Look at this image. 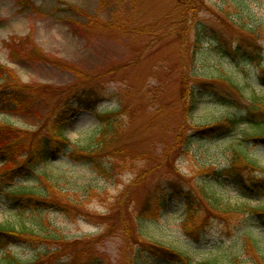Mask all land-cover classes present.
I'll use <instances>...</instances> for the list:
<instances>
[{
	"label": "rangeland",
	"instance_id": "rangeland-1",
	"mask_svg": "<svg viewBox=\"0 0 264 264\" xmlns=\"http://www.w3.org/2000/svg\"><path fill=\"white\" fill-rule=\"evenodd\" d=\"M101 1L0 0V86L18 84L28 91L31 88L35 93H44L48 101L42 121L3 113L0 109V122L29 131L28 147L36 138L40 140L39 129L44 121L57 117L65 109L68 110L65 133L74 143L98 142L102 119L96 116V111L119 108L116 126L119 122L123 125L112 144L98 153L102 157L95 156L99 160L104 156L108 168L111 163L117 165L107 175L98 173L93 165L65 155L52 158L47 168L67 180L61 182L58 190L47 182L56 206L23 210L12 203L6 192L12 183L6 184L4 193L0 190V224L23 228L25 224L38 223L42 231L65 238L60 243H50L32 237L35 239L32 243L10 246L8 251L23 262L134 264L135 249L142 238L132 229L129 235L127 227L132 226L135 208L147 199H157L173 182L189 186L178 175L189 177L193 183L207 168L224 165L231 147L242 136L238 130L236 135L195 143L189 151L176 148L180 132L194 134L202 125L230 114V110L210 101L199 102L187 114L181 99V82L183 74L191 72L188 80L207 94L220 91V85L212 88L206 84L207 80H215L207 73L208 67H215L218 56L190 62L192 46L197 43L206 48L205 54L209 53L212 35L229 39L233 47L241 42L250 52L256 44L264 48V0H195L196 18L193 25L191 20L192 27L189 26L186 36L182 33L185 15L174 10L176 0H123L116 4L108 0L105 5ZM69 3L102 24L70 26L64 19L70 15ZM110 20L123 25L124 30L107 25ZM200 24L207 36L201 34L198 41L196 30ZM248 28H254L258 34ZM73 65L82 72V77L76 74ZM223 65L228 73L248 76L253 83L247 91L254 88L264 93V86L252 79L251 64L241 73L225 62ZM159 84H163L162 91L150 102L151 88ZM85 98L94 100L95 110L81 107L80 100ZM113 151L120 153L116 155ZM248 151L264 166L263 144L252 143ZM26 157H16V161H24ZM3 168L0 163V180L6 178L1 173ZM40 169L41 172L45 167ZM23 179L19 177L15 182ZM26 183L36 184L34 180ZM37 183L43 186L41 179ZM219 189L232 201L239 198L229 181ZM236 215L229 223L214 218L204 236L213 239L232 236L228 241H233L239 232V228L238 232L235 230ZM181 221V210L169 195L161 226L151 225L146 240L178 246L192 264L210 260L216 253L195 242L188 247L192 238ZM260 226L251 224L244 228L240 239L246 232L254 237L258 247L264 245V229ZM248 242L252 245L250 239ZM254 246L250 252L249 247L247 253L239 252L242 264H257L249 258L258 254ZM6 258L0 249V261Z\"/></svg>",
	"mask_w": 264,
	"mask_h": 264
},
{
	"label": "trees",
	"instance_id": "trees-1",
	"mask_svg": "<svg viewBox=\"0 0 264 264\" xmlns=\"http://www.w3.org/2000/svg\"><path fill=\"white\" fill-rule=\"evenodd\" d=\"M107 1H101V5H105ZM109 1H115V4L123 2V0ZM67 6L70 11L68 14L70 15L67 14L68 16L64 17V19L68 20L70 26L76 24L83 27V25H88L90 22L101 23L96 17L85 14L86 12L80 7L70 3ZM174 10L177 11L178 15H185L182 21V24H184L182 33L186 36L187 29L189 26L190 28L192 27L191 20L193 25V20L196 18L193 15V13H196V2L195 0H190L189 2L187 0H176ZM70 17H73L74 20ZM188 20L189 24L187 26ZM107 25L124 30L123 25L121 26V24L113 20H110ZM202 29L203 26L201 24L197 26L198 36L196 39L198 41L201 34L207 36L206 29ZM249 30L257 33L254 28ZM210 41L213 43L210 45L208 54L204 52L206 48H200L198 43L192 46L190 62L195 63L199 58L202 60L207 58L206 60H209L212 57L213 60V55L218 56L216 63H214L215 67L213 65L208 67L209 72L207 73L208 77L215 80H207L206 84H209L212 88H220L218 86L220 85V91L215 93L212 91V93L207 94L188 80L187 77L191 72H185L181 82L182 88L180 89L184 110L188 112L187 114H190L198 107L199 102L210 101L214 105L230 110V114L224 115L216 122L202 125L195 129L194 134L180 132L174 146L176 148L180 147L185 152L189 151L195 143L208 141L213 137L236 135L238 130H240L242 136L231 147L224 165L207 168L204 171L205 174L201 178L194 179L193 183L189 181V177L185 178L178 175L177 177L185 180L183 182L188 183L189 186L173 182L170 184V189H167L157 199H147L135 208L132 226L129 224L127 227L129 235L135 230L142 238V240L138 241L135 249L134 264H160L161 262L192 264L188 256L178 246L173 244L165 245L153 239L146 240L151 225L161 226L162 217L169 203V195L172 201L179 206L182 216L181 224L192 238L188 241L190 243L188 247H191L193 242H195L205 248V250H211L216 253L210 260L201 261L198 264H242L243 261L239 260V252L244 251L247 253L245 250H248V247L250 252L254 245H256L254 247L257 248L258 254L255 258H249L253 259L257 264H264V245L261 244L258 247L253 239L254 237L246 234V232L240 239L243 229L251 226V224L256 226L259 224L262 226L259 228L264 229V166L248 151L252 143L264 145V93L258 92L254 88L247 91V87H252L253 83L249 81L248 76L242 78L240 75L236 76L234 73H228L223 65L225 62L232 69L241 73L246 71L244 67L248 63L251 64L254 72L252 79L264 86V48H260L256 44L250 52L242 46L241 42H238L233 47V42H230L229 39H225V37L214 38V35L210 37ZM73 67L76 74L82 77V72L74 65ZM162 87L163 84H159L151 88L153 94L149 100L150 102L157 99ZM33 91L31 88H29V91L26 87L19 88L18 84L0 86V109L3 113L26 116L42 121L48 101L44 93H35ZM93 101L92 98L81 99L80 105L81 107L95 110L96 105L93 104ZM118 111L119 108L117 107L101 112L96 111V116L102 119V126L98 133V142L93 144L91 142L87 144L74 143L67 137L65 123L68 110L66 109L59 112L57 117L51 120L47 119V122L44 121V125L39 129L40 140L36 138L29 147L28 140H30L31 136L29 131L0 122V163L4 167L1 173L6 175L5 179L0 180L2 193L6 190V184L10 182L12 187L6 192L9 198L13 200L12 203L20 207V209L26 210L33 207L35 210H40L45 205L56 206L53 204L56 199L50 197L52 191L51 193L48 191L47 182L56 186V190H58L61 182H67V180H65L63 175L58 176L52 173L47 168V165L54 156L58 155H65L71 160L93 165L100 174L107 175L110 173L109 171L113 172L117 168L115 163H111L108 168L107 165H104L106 160L104 156L101 158L102 160L97 158L102 157L98 153L106 146H110L116 134L121 132L122 123L119 122V125L116 126L117 121H119L118 117H116ZM27 148H30V151ZM117 151L121 152L122 149H117ZM120 152L113 151L116 155H119ZM25 155L27 157L24 161H16V157ZM43 167L45 169L40 172L39 168L42 169ZM174 168L178 170L175 166ZM19 177L24 178L23 182H15ZM39 179L42 180L43 186L37 183ZM30 180H34L36 184L31 186L26 183ZM227 181L231 183L239 195V198L235 199V201L220 192L219 188ZM169 191L171 192L168 193ZM252 201L257 204H252ZM235 214L237 215L234 219L238 220L235 230L238 232L237 228H239V232L238 236H234L233 241H228L232 236H229L227 232L228 239H213L204 236L206 233L205 229L214 218L229 223L230 218ZM37 224H31L30 226L25 224L23 228L0 224V249L6 253L7 257L4 262L0 261V264H33L31 263L32 261L23 262L21 259L16 258L13 253L8 251L10 246L32 243L35 237L50 243H60L65 239L59 234H50L44 230L42 231ZM232 232L229 234L232 235ZM200 235L202 239L200 238L199 240ZM248 239L251 240L253 246L248 242Z\"/></svg>",
	"mask_w": 264,
	"mask_h": 264
}]
</instances>
